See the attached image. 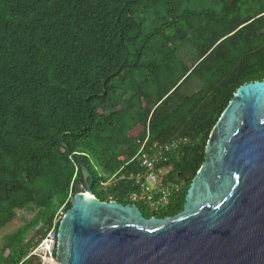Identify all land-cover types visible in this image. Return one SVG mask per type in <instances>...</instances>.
I'll use <instances>...</instances> for the list:
<instances>
[{
    "label": "trees",
    "instance_id": "obj_1",
    "mask_svg": "<svg viewBox=\"0 0 264 264\" xmlns=\"http://www.w3.org/2000/svg\"><path fill=\"white\" fill-rule=\"evenodd\" d=\"M182 2L0 0V230L17 210L34 213L4 235L0 264H31L57 232L83 191L81 163L95 197L134 203L127 175L147 134L188 138L168 161L183 187L161 211L135 204L145 217L183 209L215 123L240 86L264 80V0H216V12ZM185 41L192 62L180 58ZM192 81L200 87L183 96Z\"/></svg>",
    "mask_w": 264,
    "mask_h": 264
},
{
    "label": "water",
    "instance_id": "obj_2",
    "mask_svg": "<svg viewBox=\"0 0 264 264\" xmlns=\"http://www.w3.org/2000/svg\"><path fill=\"white\" fill-rule=\"evenodd\" d=\"M80 170L83 191L57 228L58 263L264 264V80L236 90L173 216L147 218L135 203L101 201L89 168Z\"/></svg>",
    "mask_w": 264,
    "mask_h": 264
},
{
    "label": "built area",
    "instance_id": "obj_3",
    "mask_svg": "<svg viewBox=\"0 0 264 264\" xmlns=\"http://www.w3.org/2000/svg\"><path fill=\"white\" fill-rule=\"evenodd\" d=\"M187 142L185 137H175L167 142L151 141L148 134L138 139L139 148L131 160L137 169L127 175L135 190L128 195V200L142 204L150 213L168 207L183 187L181 182L170 177L172 164L168 161ZM62 215L60 211L55 222L60 221ZM56 234L53 226L31 254L42 261H55Z\"/></svg>",
    "mask_w": 264,
    "mask_h": 264
},
{
    "label": "rangeland",
    "instance_id": "obj_4",
    "mask_svg": "<svg viewBox=\"0 0 264 264\" xmlns=\"http://www.w3.org/2000/svg\"><path fill=\"white\" fill-rule=\"evenodd\" d=\"M216 0H183L181 11H206L212 9L213 11H218L219 7H217ZM256 8V4H249V6H245L242 9L243 14H247L248 12L254 11ZM196 22V21H195ZM202 22V21H201ZM200 24V23H199ZM171 33V32H170ZM192 36V32L189 33ZM179 49V55L181 59H185L186 61L192 62L196 59L198 55V51L196 47L193 48L188 41L183 43H177ZM200 87V83L198 81H192L187 86L183 87V96L187 94H191L196 91ZM182 98V96H181ZM179 98V99H181ZM34 216L33 212L17 210V215L10 223H8L4 228L0 230V248L3 244V237L6 234L13 233L17 230L18 227L22 226L24 223L30 221ZM32 234V233H31ZM29 234V236L31 235ZM31 264H60L56 260L55 261H42V259L38 256H34Z\"/></svg>",
    "mask_w": 264,
    "mask_h": 264
},
{
    "label": "flooded vegetation",
    "instance_id": "obj_5",
    "mask_svg": "<svg viewBox=\"0 0 264 264\" xmlns=\"http://www.w3.org/2000/svg\"><path fill=\"white\" fill-rule=\"evenodd\" d=\"M148 218V217H147Z\"/></svg>",
    "mask_w": 264,
    "mask_h": 264
}]
</instances>
